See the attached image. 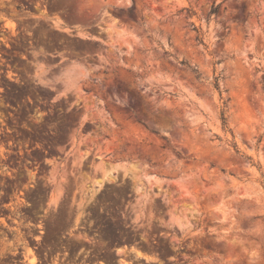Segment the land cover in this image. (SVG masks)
<instances>
[{
  "label": "rangeland",
  "instance_id": "rangeland-1",
  "mask_svg": "<svg viewBox=\"0 0 264 264\" xmlns=\"http://www.w3.org/2000/svg\"><path fill=\"white\" fill-rule=\"evenodd\" d=\"M0 264H264V0H0Z\"/></svg>",
  "mask_w": 264,
  "mask_h": 264
},
{
  "label": "trees",
  "instance_id": "trees-1",
  "mask_svg": "<svg viewBox=\"0 0 264 264\" xmlns=\"http://www.w3.org/2000/svg\"><path fill=\"white\" fill-rule=\"evenodd\" d=\"M216 10H217V8H215L213 12H215Z\"/></svg>",
  "mask_w": 264,
  "mask_h": 264
},
{
  "label": "flooded vegetation",
  "instance_id": "flooded-vegetation-1",
  "mask_svg": "<svg viewBox=\"0 0 264 264\" xmlns=\"http://www.w3.org/2000/svg\"><path fill=\"white\" fill-rule=\"evenodd\" d=\"M6 76V75H5ZM7 77V76H6Z\"/></svg>",
  "mask_w": 264,
  "mask_h": 264
}]
</instances>
